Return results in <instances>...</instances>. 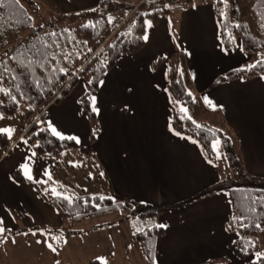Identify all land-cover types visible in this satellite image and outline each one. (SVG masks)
<instances>
[{
	"label": "crops",
	"instance_id": "0c3cea01",
	"mask_svg": "<svg viewBox=\"0 0 264 264\" xmlns=\"http://www.w3.org/2000/svg\"><path fill=\"white\" fill-rule=\"evenodd\" d=\"M49 1L63 13L91 7L98 0ZM146 21L151 22L150 28ZM146 33L148 39L139 50L117 57L100 78L92 95L99 110L94 112L98 131L93 139L88 136L90 121L78 101L83 85L75 90L73 85L57 102L45 106L46 125L49 128L51 122L64 136L75 137L73 127L80 118L83 134L79 143L74 140L89 151L78 152L84 160L91 159L99 193L164 207L156 214V223L165 227L155 240L153 264H227L210 262L215 255H230L234 234L225 229L227 196L222 191L195 196L225 174L221 175L217 162L209 163L192 138L177 135L170 127L165 58L173 52L183 54L193 92L207 107L221 110L238 139L245 170L260 176H264V74L213 84L219 74L246 65L243 56L248 53L221 44L211 2L179 1L155 22L145 19L143 37ZM205 97L211 104L205 103ZM2 157L7 153L0 151ZM47 157L57 163L55 157ZM12 165L10 161L0 167V219L6 229L25 230L5 236L0 264H88L108 255L116 264H144L128 225L118 220L110 223L115 220L112 215L101 221L93 217V223L79 221L81 231L65 238L56 252L50 250L44 243L49 242L47 236L34 227L59 226V213L33 184L11 178ZM44 180L49 179L33 181L40 186Z\"/></svg>",
	"mask_w": 264,
	"mask_h": 264
},
{
	"label": "trees",
	"instance_id": "16d2710c",
	"mask_svg": "<svg viewBox=\"0 0 264 264\" xmlns=\"http://www.w3.org/2000/svg\"><path fill=\"white\" fill-rule=\"evenodd\" d=\"M179 1L190 0H140L136 4L122 0H98L91 7L63 13L57 12L49 0H19L18 5L9 3L0 8V63H6L11 70L4 72L0 78V88L10 93L0 92V114L22 113L26 119L22 135L32 154L55 157L58 163V157L68 149L89 152L74 139L62 140L51 134L43 115L45 106L57 102L81 79L84 90L78 101L90 121L88 136L93 139L98 125L90 101L103 73L113 66L117 57L133 53L143 46L145 19L155 22L159 15L170 12L171 6ZM199 1L213 4L221 44L225 48L259 53L250 64L219 74L213 84L264 74V67L260 65L249 70L250 65L264 60V27L261 26L264 0ZM52 15H55V22L48 23ZM62 19L66 22L59 21ZM86 24L94 26L84 27ZM19 53L24 54L26 64L28 61L32 63L24 67L12 59ZM165 64L166 90L171 108L170 127L192 138L211 162L218 160L213 143L219 141V154L225 158L229 169L221 179L203 187L195 196L224 192L229 204L225 229L234 234L231 244L233 255L242 260V264H264V257H256V253H264V176L245 170L238 139L227 126L223 113L218 108L207 107L193 92L183 54H169ZM60 68L66 71L61 72ZM11 96H15V101ZM181 108L188 109L187 116L191 119L182 118ZM6 141V134L0 132V144L4 150L7 148ZM10 176L18 183L31 182L38 194L58 211L61 219L59 226L34 227V230L43 231L54 247H60L65 238L81 231L79 221L111 214L115 220L110 223L118 220L128 225L131 239L144 264H153L155 240L163 232L161 227H157L156 214L163 206H152L127 197L80 192L78 189L61 192L59 186L55 190L62 195L57 196L52 194L54 188L39 186L24 177L18 168H12ZM64 196L70 197L71 203ZM101 196L105 199H98ZM233 217L240 219L234 221ZM242 224L245 226L242 227ZM256 224L260 227L257 228ZM23 230L25 228L11 230L4 236ZM60 233H63V239L56 243L52 237ZM249 255L252 257L247 259ZM88 264L116 263L111 262L108 255L105 259H91Z\"/></svg>",
	"mask_w": 264,
	"mask_h": 264
},
{
	"label": "rangeland",
	"instance_id": "374dc122",
	"mask_svg": "<svg viewBox=\"0 0 264 264\" xmlns=\"http://www.w3.org/2000/svg\"><path fill=\"white\" fill-rule=\"evenodd\" d=\"M118 14V13H117ZM116 14V15H117ZM55 15H52L48 23L55 22ZM60 22H66V19L59 20ZM76 20H73V22ZM120 23L116 25L119 26ZM109 41V40H108ZM259 53H248L244 58V64H250L257 58ZM78 84H74V90L81 87L83 85L84 90V82L81 79L77 80ZM83 92V91H82ZM81 92V93H82ZM80 93V94H81ZM79 94V96H80ZM4 118L0 119V129H14L11 132V138H9V134L7 132H3L7 136V148L4 150L2 145L0 144V151L3 153H7V157H2L0 159V167L3 165H8L10 161H13V168H18L21 174L24 177L26 172L32 176L33 180L39 181L43 177L48 178L49 180L46 182L44 181L42 185L43 188H58L61 192H74L75 190H80L86 193H99V181L94 179L93 174L95 171L92 169V161L84 160V156H82L77 150L75 149H68L62 155L58 157V163H55L50 157H40L35 156L32 154L30 147L27 142H25V138L23 137L24 126L26 123L25 117L22 113L15 112L8 115H3ZM80 118L77 117L76 122L78 126L76 129L73 127V132H75V138L78 140L82 137L83 133H80L79 130L83 123L80 122ZM81 123H79V122ZM83 126V125H82ZM22 133V134H21ZM21 134V138L18 144L15 145L13 142L19 135ZM216 152V151H215ZM218 169L223 176L225 172L229 169L226 164V160L224 157H221L217 161ZM16 165L14 166V164ZM25 165L27 167H25ZM92 173V174H91ZM86 175H90L86 177ZM50 177V178H49ZM26 183V182H25ZM32 185L31 182H28L27 185ZM30 185V186H31ZM48 185V186H47ZM32 187V186H31ZM74 194V193H72ZM113 197V196H112ZM111 214H104L102 218L99 216L98 219L104 220L105 217H110ZM94 218H85V223H93ZM18 224L23 225L21 219H18ZM230 255L225 254L224 257L221 258V255H215L210 259V262H221L226 261L227 264H242V260L237 259L234 255L231 254V250L228 251ZM252 257L251 255L247 256V259ZM218 258H221L220 260ZM224 261V262H225Z\"/></svg>",
	"mask_w": 264,
	"mask_h": 264
},
{
	"label": "snow or ice",
	"instance_id": "6c2138e0",
	"mask_svg": "<svg viewBox=\"0 0 264 264\" xmlns=\"http://www.w3.org/2000/svg\"><path fill=\"white\" fill-rule=\"evenodd\" d=\"M225 2H226V0H225ZM9 3H13V4H17V5H18V4H19V0H0V8L5 7V6H6L7 4H9ZM165 7H168V5H165ZM92 11H95V9H93ZM0 19H2V17H0ZM145 24H146V27H148V28H150V27L152 26L150 21H146ZM93 26H94V25H91V24H86V25H84V27H93ZM134 26H135V25H133V27H134ZM261 26L264 27V13L261 14ZM50 35L55 36L56 34H55V33H51ZM143 39H144L145 41L148 39V35H147V33L144 35ZM12 59L16 60L19 64H21V65L24 66V67H27L28 64L32 63L31 61H28L27 64L25 63V59H24V54H23V53H19L17 56L12 57ZM257 65H260L261 67H264V60L257 61L256 64H252V65H250V66H249V70H250L251 68H255V67H257ZM10 71H11V70L7 68L6 63H0V78H2L4 72H10ZM59 71H61V72H65L66 69L60 68ZM12 78H13V79H16V77H12ZM89 83H91V81H90ZM100 83H103V82L101 81ZM17 88H18V86H17ZM0 92H5V94H10V93H8V92H7L5 89H3V88H0ZM11 99H12L13 101H15L16 98H15V96H11ZM91 103H92V111H93V112H96V113L98 114L99 110L95 107L96 98H95L94 96L91 97ZM205 103L211 104V102L208 100L207 97H205ZM214 107H215V106L213 105V108H214ZM181 112L184 114V116H183L182 118L191 119L190 116H187L188 109H186V108H181ZM2 118H4V117H3V114H0V119H2ZM196 126H197V127H201V126L198 125V124H197ZM49 129H50L52 135H55V136H57L58 138H60V139H62V140H63V139H66V138H67V139H75L76 142L79 143V140H78L77 138H75V137H65V136H64L61 132H59L54 126L51 125V122H49ZM13 131H14V129H0V132H7V133L9 134V138H11V132H13ZM177 135H179V133H177ZM25 142H26V141H25ZM218 144H219V141H215V142L213 143V150H214V151H217V157H216V158H217V159H220L221 156H220L219 151H218ZM33 155H35V154H33ZM209 163H211V161H209ZM25 167H27V166L25 165ZM25 175L27 176V178H28L29 180L32 179V176H31L30 174H28V172H26ZM101 175H103V173H101ZM49 178H50V177H49ZM52 194H53V195H57V196L62 195L61 193H57L55 189L52 190ZM63 198L66 199V200H68L69 203H71V198H70V197L64 196ZM98 199L103 200V199H105V197L101 196V197H98ZM108 199H111V197H108ZM262 199H264V198H262ZM239 219H240V217H233V220H234V221H235V220H239ZM241 226L243 227V226H245V225L242 224ZM255 226H256L257 228L260 227L259 224H256ZM157 227H165V226H164V225H157ZM10 231H11V229H6V228L4 227V225H3V221H2V219H0V243H2L5 239H7V237L4 236V233H5V232H10ZM29 232H32V230L29 229ZM25 234H27V233H25ZM32 234L35 235L36 233H35V232H32ZM41 235H45V233H44L43 231H41ZM52 239H53V241H55L56 243H59V242L63 239V233H60L59 235H55V236H53ZM13 242H15V241H13ZM37 242L40 243L41 241H37ZM44 243H46L47 247H49L50 250H52L53 252H56V247H54L52 243H49V242L47 241V239L44 241ZM256 257H257L258 259L261 258V257H264V253H256ZM101 259H102V258H101ZM154 264H155V261H154Z\"/></svg>",
	"mask_w": 264,
	"mask_h": 264
}]
</instances>
